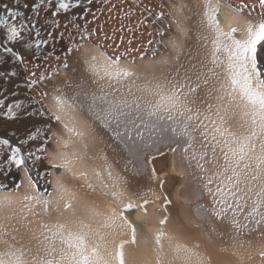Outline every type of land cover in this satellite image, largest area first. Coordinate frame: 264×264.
Here are the masks:
<instances>
[{
	"label": "snow or ice",
	"instance_id": "snow-or-ice-1",
	"mask_svg": "<svg viewBox=\"0 0 264 264\" xmlns=\"http://www.w3.org/2000/svg\"><path fill=\"white\" fill-rule=\"evenodd\" d=\"M258 2L264 16V0ZM91 4L92 0H86V11ZM193 6L199 50L195 55L189 52L184 64L186 42L193 38L186 24L192 16L185 15V9L192 13ZM193 6L185 0L170 5L175 19L169 30L174 27L175 31L167 41L169 51L158 58L154 54L147 64L128 59L135 50L131 47L119 51L123 35H109L103 25L90 29L87 20L84 26L68 22L77 31L68 33L71 46L66 51L76 56L92 87L65 82L43 93L50 97L49 119L54 118L61 130L52 132L54 149L40 147L36 151L43 156L30 151L27 159L34 157L41 164L46 160L52 169H62L54 179H49L53 172L47 168L37 171L36 177L44 181L38 187L39 179L29 174L27 160L16 155L19 149L7 158L8 164L23 168L24 174L12 180V187L0 183V264H213L208 245L198 234L184 236L168 228L166 205L171 201L167 196L161 198L151 188L131 191L98 147L103 140L86 116L117 141L124 137L131 141L133 134L151 141L157 133H169L176 143L170 151L181 150L207 198V204L198 205L197 215L203 209L230 229L231 255L237 264H251L256 258L264 264V65L259 63L257 49L264 42V19H245L247 5L237 7L225 0H193ZM54 7L67 11L70 5L59 0ZM39 10V5H32L37 15ZM7 12L13 19L22 15L11 8ZM241 22L243 29L238 27ZM51 23L61 26L56 20ZM0 24L7 26L8 40L20 37L7 17ZM32 27L36 28L35 22ZM99 32L104 41H112V54L99 42ZM40 43L47 41H37L36 46ZM132 43L127 40V45ZM12 57L22 62L17 53L12 52ZM9 75L16 73L3 72L5 78ZM65 87L72 89L71 94ZM21 107L16 104L17 109ZM8 115L15 118L16 112L9 107ZM46 128L51 130V125ZM40 132L36 129L28 140H35ZM90 149L96 154L90 155ZM96 160L102 163H89ZM81 189L86 191L81 193ZM150 207L162 209L165 215L154 216ZM150 224L154 225L151 240L143 232ZM211 233L225 234L216 226ZM251 234L262 241L255 248L244 239ZM205 235L211 243L212 236Z\"/></svg>",
	"mask_w": 264,
	"mask_h": 264
},
{
	"label": "bare ground",
	"instance_id": "bare-ground-1",
	"mask_svg": "<svg viewBox=\"0 0 264 264\" xmlns=\"http://www.w3.org/2000/svg\"><path fill=\"white\" fill-rule=\"evenodd\" d=\"M158 1H161V5L164 6L165 10L167 11V14L163 15L164 18L162 19L163 25H167V26L166 27L164 26L163 30H161L162 27L159 28L162 31V34L159 36L158 40H154V42H153L154 48H152V53L142 52L140 54H136V55H132V56L128 57V59L135 58L136 62L138 64H147L153 58L154 54L158 58L161 54H167V52L169 51L167 41H168L169 37L171 35H173V33L175 31L174 27L172 28L171 31L169 30L170 29V21L175 19V17L173 16L170 5H172L174 3H178V0H158ZM248 1H250V0H248ZM54 2L56 3L55 0H54ZM185 2L188 3L190 6H193V0H185ZM225 2L231 3L237 7H241L242 5H247L248 7L243 8L245 19H250L253 22H256V21H259V20L264 18V16L262 17V15H261L262 10L259 11L260 10L259 6H258L259 10H258V8L257 9L254 8L253 4H250L252 2H247V0H225ZM257 3H258V1H257ZM146 6H147V4H146ZM88 7H90L91 10H92V8H94L99 12L102 11V8L98 5H96L95 3L88 5ZM76 10H78V9H76ZM5 11L6 10H2L0 8V18L3 19L5 17L4 16ZM195 11H196V9L194 8V6H193L192 13H189L187 11V9H185V15H191L192 16V19L189 21H186V24L192 29V37L193 38L189 39L186 42L187 46L185 47V56L182 57V59H181V63H184V64L187 63V56H188L189 52H191L192 55H195L196 52L199 50V44L196 42V40L194 38L195 37V31H196V23L195 22L198 19V17L193 14ZM109 16H111V14ZM19 24H21V23H19ZM27 26H28V24H27ZM238 27L243 29V27H244L243 22H241L238 25ZM29 33L30 32H28V34ZM30 34H29V36H30ZM236 35L238 38H243L241 33H237ZM23 37L24 36L22 35V37L20 36L17 40L10 41L7 39L6 34L0 33V48H1V50H2V48H5V49L10 48V49H12V52L17 53L18 56H20V53H23V54H25L26 57H32V56H30L31 51L25 46V43H27L28 39L25 40V38H23ZM33 43H34V41H33ZM80 43H83V40ZM56 45H57L58 50H59V48H63V44L59 40L57 41ZM67 45H69V43ZM46 48H47V46H46ZM108 49L105 47V50L109 54H112ZM257 49H258L259 63H260V65H264V42H261V44L257 46ZM47 50H46V52H47ZM53 51H54V49H53ZM12 52H8V56H7L8 58L6 57L8 61H6V62L1 61L2 63L0 62V74L3 73L4 71H7V69H9V68L10 69L12 68L11 71L12 72L14 71L16 73V75H14L12 78L9 75L8 82L11 85L17 86L18 91H23V90H25V88L28 85V82H27L28 80L25 79L26 77L25 78L23 77V66H22L20 60L13 58ZM56 52H57V50H56ZM56 52H54V53H56ZM61 53H62L61 57H64L66 59V60H64L65 63H67L69 65L68 68H64L65 63L57 65L55 67V70L54 69H53V71L51 70V73L43 75L44 79L39 80L42 83H40V82L34 83V87H35V85L41 87L40 90H42V93H41L42 98H40V99H42V102L40 104H38L37 102L34 101V99L31 96H29L30 94L27 95V97L23 98L22 99V102H23L22 105L24 108V112H23V114H20L21 116L19 115L20 116V118L18 117L19 120L21 118H24L25 115H29L32 112H35L36 109H38L41 113H43L42 117L44 119H47V118L49 119L50 117H52V112L48 106L50 97L45 98L43 93H51V91L54 87L64 86L65 82H70L72 84L82 83L83 87H85V88H91L92 87L90 85V83H88L87 79L85 78L84 69L77 62L76 56L72 53H67L66 50L61 51ZM50 56H51V54H50ZM141 56L144 57L143 61L140 60ZM24 58H22V59H24ZM38 61L40 64H43L42 59L39 58ZM7 62L11 63V65H10L11 67L8 65ZM25 63H27V62H25ZM31 66H32V64H31ZM35 67H37V66H35ZM42 73H45V72H42ZM37 75H38V73H37ZM30 79H32V78H30ZM2 82H5V81L3 80ZM2 82L0 79V91L3 89V85H4ZM29 83H30V81H29ZM31 84H32V82H31ZM31 91H32V89H31ZM65 91L68 92L69 94H71L72 89L65 87ZM19 102H20V100H19ZM5 108H8V107H5ZM86 118L91 123H93V126L95 127L98 136L101 137L103 140V143L100 144L98 147L103 148L104 152L107 154V156L109 158V161L111 163H113L115 172L119 173L120 176L124 177L128 181V184L130 185L132 192L139 193V192L146 190L147 188H151L157 194H159L161 196V198H163V196H167L168 199L171 201L169 204L166 205L167 209H168L167 214L169 215V220H168V228L169 229L175 230L179 233H182L184 236H191L192 234H198L201 237L202 243L208 245V250L210 251V253L212 255L213 264H237L236 257H233L231 255L233 241L231 239L230 229H228L225 225L218 224V222H216L214 218L208 216V214L205 213L203 209L200 210V213H201L200 216L197 215L196 209H197L198 205L199 204H207L208 203L207 198L204 196L203 191L200 188L201 181H199L196 178V175L193 174V170L190 169L188 167L187 163L184 161L181 150L178 148L175 153L170 151L171 148L176 147V143L169 133H162V132L157 133L152 138L151 141H147V138L145 141H141V140L136 138L135 134H133V139L131 141L127 140L126 137L121 138V140L117 141V140H114L111 136V133L108 132V130L103 129L99 125V123L94 120L93 117L86 116ZM2 119H3V117H2ZM16 120H17V116H16V119L13 120V122ZM49 120L52 122V123H50V125H51L50 140H51V142L46 148L54 149L55 145H54V137H52V132L61 130V126L57 124V122L54 120V118L49 119ZM11 121H12V119H11ZM28 123H30V125H28ZM28 123L23 124V125L20 124V126L23 128V130H24V127L25 128L36 127V125H35L36 121L34 120L33 116L29 120ZM8 128H9V126H8ZM3 129H4L3 127L0 128V133L2 131L4 132ZM9 129H11V128H9ZM6 130H7V128H6ZM11 139L14 143V140L12 137H11ZM18 141H19V139H18ZM10 142H11V140H10ZM20 144H21V142L18 144L17 147H19ZM8 145L9 146L5 145L2 142L0 143V151L2 152V154L7 153L8 151L11 150L10 143H8ZM21 146L23 147V145H21ZM2 149H4V151ZM162 152H167L170 154L171 159H170L169 173L171 175L181 176V183L176 188H172V181L170 179V176L167 175L166 173L162 172L163 163L160 161V162H156L155 164H151V162H150L151 157H153L159 153H162ZM19 154H21V153H19ZM89 154L95 155L96 151L94 149H90ZM21 156H22V154L19 155V157H21ZM128 161H131V163H127ZM89 163L99 165L102 163V161H99V160L89 161ZM126 165H127V167H126ZM42 168L43 169L47 168V161L46 160L44 161ZM153 169H155V178H153ZM48 171L53 172V169H50V170L48 169ZM23 174H24L23 171L21 174L17 173L15 168L9 169L5 166H2L0 168V175L6 176L7 179L9 180V182H11L15 178H22ZM54 178H55V174L53 173V176L49 177V179H54ZM161 181L163 182L162 188H161ZM39 182L41 185H43V183H44L42 178H40ZM71 183L78 184V182H71ZM49 187L51 189V186H49ZM80 191H81V193H83L86 190L81 189ZM149 211L154 216L162 217L163 215H165L163 210L160 208H151L150 207ZM197 224L200 225L199 228L196 227ZM213 226L217 227L218 232H220V231L224 232L225 233L224 236L219 237L215 233H211V228ZM153 227H154V225L150 224V225L143 228L144 235L147 236L150 240H151L150 229H152ZM205 233H208L212 236V242L211 243H209ZM244 239L246 241H251L253 248H255L258 245V243L262 242L260 240V238L256 236V234L246 235L244 237ZM222 247L227 248L228 251L227 252H221L220 249ZM165 250L167 252V248ZM129 251L135 252V249L130 248ZM251 264H258V258L254 259L251 262Z\"/></svg>",
	"mask_w": 264,
	"mask_h": 264
},
{
	"label": "rangeland",
	"instance_id": "rangeland-1",
	"mask_svg": "<svg viewBox=\"0 0 264 264\" xmlns=\"http://www.w3.org/2000/svg\"><path fill=\"white\" fill-rule=\"evenodd\" d=\"M55 1H56V3L59 2V0H55ZM257 1L258 0H250V1L247 0V2H252L250 4H253L254 8H256V9L259 6V2L257 3ZM64 2H66L70 5V7L67 11H65L63 9L57 10L54 7V5L56 4L54 2V0H51L52 4H49L48 0H44V3H41V0H0V8L2 10L7 11V8H11L14 12L22 13V15L16 16L15 19H13L11 16L8 17V12H6V11H5L4 16L7 17V19H8L7 23L9 22L8 23L9 26H11V25L16 26L17 29L20 31V36L22 37V35H23L24 36L23 38H25V40L28 39L27 43H25V46L31 51L30 56H32V57H26L25 54L20 53L21 58L25 57L24 59H22V62L20 61L22 66H23V77L24 78L26 77L25 79L28 80L27 81L28 85L25 88V90L18 91L17 86L11 85L8 82L9 76L7 78H5L3 76V73L0 74L1 82L3 80L5 81V82H2L4 85H3V89L0 91L1 92L0 93V113H1L0 114V128H2V127L4 128L3 129L4 132L2 131L0 133V143L1 142L3 143L4 140H8L10 143V146H11V150L8 151L7 153L2 154V152L0 151L1 152L0 153V168L2 166H5L9 169L15 168L13 165L8 164L6 161H7V158L13 154V149H19V152H17L18 154L20 153V151H22L21 149L23 147L21 145L24 144V143H22V141H27V143L29 145H31V148L33 149V151L35 153H37L36 150L38 149V140H39L38 135L36 137V140H28L29 135L34 133L32 128H30V127L25 128L24 127V130H23V128L20 126V124L21 125L27 124L29 122V120L32 118V115L29 114V115H25L24 118H21L19 120V118L21 116L20 114H23V112H24V108L22 105V103H23L22 99L27 97V95L30 94L29 96H31L35 102H37L38 104H40L42 102V99H40L41 97L39 96L42 93V90H40L41 87L36 86V85L34 87V84L33 83L31 84V82L33 80H35V81L37 80L36 82H40L39 80H41L40 77L42 74L43 75L49 74V73H51V70L52 71H53V69L55 70V67L57 65L65 63L64 60H66V59L64 57H61V54H62L61 51H65L66 48L71 46L69 43V40H68V33L71 32L72 34L75 35L76 31H77L76 28H74L72 24L68 23L69 21L74 20V21L78 22L81 26H84L85 20H87L90 22V24L87 25L90 29H99V27L101 25H103L104 31H107L109 35H113V33H114L117 38L120 35H123L125 37L124 45L119 49V51L123 52L125 47H131L132 49H135L134 51L131 52V54L129 56L140 54L142 52L152 53V48H154L153 47L154 46V43H153L154 40H158L159 35L162 34L161 30H163L164 26L165 27L167 26V25H163V20H162L164 18L163 15L167 14V11L165 10L164 6L161 5V1H158V0H92V3H95L96 5H98L102 8L101 12L97 11L94 8H92V10H91V8L88 6H87L88 10L86 11L85 10L86 0H64ZM25 3H27L30 8L29 7L25 8L24 7ZM33 4H37L40 6L39 15H37V13L32 11V5ZM146 4H147V6H146ZM5 5L7 6V8L4 7ZM259 8H258V10H259ZM76 9H78V10H76ZM259 11H261V9ZM53 12H57V15L53 16L52 15ZM110 14H111V16H109ZM161 14H163V15H161ZM93 17H95V19H93ZM3 19L0 18V20H3ZM52 20L58 21V23L61 26L60 27H53L52 23H51ZM32 21L36 23V28H32V24H33ZM19 23H21V24H19ZM27 24H28V26H27ZM65 24L67 25V29H65V27H64ZM0 26H1L0 27V31H1L0 33H2V34L4 33L7 35V26H5L3 24H0ZM159 28H161V30ZM37 30H39V32H40L39 36H36ZM28 32H30V33L32 32L31 34L29 33L30 36H29ZM49 32L52 33V36L48 35ZM61 33H64V35L61 36ZM157 35H158V37H157ZM98 36H99V41L107 49L109 48L108 50L111 53H113V47L111 46L112 41H110V40L104 41L103 40V32H99ZM76 39L78 42H80L79 36H77ZM92 39L97 40L98 37L93 36ZM128 39H132V41H133L132 45H127ZM43 40H46L47 43L46 44L40 43L39 47H37L36 46L37 41H43ZM58 40L61 41V43L63 44V48L58 47L59 50L57 49V45H56ZM33 41H34V43H33ZM149 41H151V43H149ZM117 42H119V41H117ZM68 43H69V45H67ZM46 46H47V48H46ZM4 49L5 48H2V50H1V48H0V50L2 51V52L0 51V62L1 61L2 62L8 61L7 60L8 52L6 51V49L5 50ZM53 49H54V51H53ZM46 50H47V52H46ZM56 50H57V52H56ZM54 52H56V53H54ZM50 54H51V56H50ZM57 57H59V59ZM36 58L38 60H39V58L42 59L43 64H40ZM25 62H27V63H25ZM7 63L9 66L11 65L10 62H7ZM31 64H32V66H31ZM35 66H37V67H35ZM9 69H7V72L9 71V73H11L12 68L10 70ZM36 72L38 73V75ZM42 72H45V73H42ZM10 77L12 78L13 76L10 75ZM30 78H32V79H30ZM29 81H30V83H29ZM40 83H42V82H40ZM31 89H32V91H31ZM19 100H20V102H19ZM17 103H20L22 105V107L17 109L16 108ZM5 107H8V108H5ZM9 107H11L14 112H16L17 120L14 122H13V120L16 119V117L15 118H9V115H8ZM2 117H3V119H2ZM11 119H12V121H11ZM7 125L11 129H9ZM28 125H30V123H28ZM6 128H7V130H6ZM11 137L13 138L14 143H13ZM18 139H19V141L21 140L20 141L21 144L19 145V147L21 149L19 147H17L18 144L20 143L18 141ZM10 140H11V142H10ZM7 146H9V145L7 144ZM2 150L4 151V149H2ZM19 155H21V154H19ZM19 155H17V156L19 157Z\"/></svg>",
	"mask_w": 264,
	"mask_h": 264
},
{
	"label": "water",
	"instance_id": "water-1",
	"mask_svg": "<svg viewBox=\"0 0 264 264\" xmlns=\"http://www.w3.org/2000/svg\"><path fill=\"white\" fill-rule=\"evenodd\" d=\"M31 115L34 117V119L36 121V124H35L36 127H34V128L32 127L33 132H35L36 129H41V132L38 135V137H39V140H38V148H40V147H45L46 148L50 144V142H51V140H50V130H48L46 128V126L49 125L52 122L48 118L47 119H44L42 117L41 112L38 109H36L35 112H32ZM45 140L48 141L47 144L44 143ZM21 150L22 151H20V153L22 154V156L19 157V158L27 160V167L29 169V174L32 175L34 179H39L40 180V178L36 177V173H37V171H41L42 172L45 169L42 168V165L43 164H41L38 161H35L34 157L32 159H30V160L27 159L28 153L30 151L31 152H34L33 149L31 148V145H29L28 143H24L23 144V148ZM16 155H18V153ZM36 155L43 156V154L40 153V152H37ZM170 159H171V157H170V154L169 153L162 152V153H159V154L151 157L150 158V162H151V164H155L156 162H160L161 161L163 163L162 172H164V173H166L167 175L170 176V179L172 181V188H176L181 183V176H175V175H171L169 173V170H170ZM15 169H16L17 173H19V174H21L22 171H23V168L20 169V170H18L15 167ZM48 169L49 170L52 169L51 166L47 165V170ZM60 172H62V169H53V173L55 175H58ZM15 179L18 181L20 178H15ZM0 183L6 184L9 187H12L13 186L12 185V181L9 182V180L7 179V177L4 176V175L3 176L0 175ZM38 187H41L42 188L43 185H41L40 182H39ZM49 191H51L50 187H49Z\"/></svg>",
	"mask_w": 264,
	"mask_h": 264
},
{
	"label": "built area",
	"instance_id": "built-area-1",
	"mask_svg": "<svg viewBox=\"0 0 264 264\" xmlns=\"http://www.w3.org/2000/svg\"><path fill=\"white\" fill-rule=\"evenodd\" d=\"M160 36V35H159ZM157 37H158V35H157ZM80 40V42L82 41L81 39H79ZM41 98H42V96H41V94L39 95Z\"/></svg>",
	"mask_w": 264,
	"mask_h": 264
}]
</instances>
